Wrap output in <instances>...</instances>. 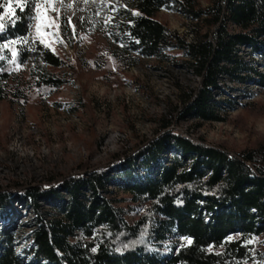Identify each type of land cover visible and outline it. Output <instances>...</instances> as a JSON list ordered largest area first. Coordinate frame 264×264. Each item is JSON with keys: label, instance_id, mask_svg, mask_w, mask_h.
Wrapping results in <instances>:
<instances>
[{"label": "trees", "instance_id": "obj_1", "mask_svg": "<svg viewBox=\"0 0 264 264\" xmlns=\"http://www.w3.org/2000/svg\"><path fill=\"white\" fill-rule=\"evenodd\" d=\"M199 4L130 0L131 10L119 12L125 48L114 53L115 61L130 66L146 58L178 65L200 83L183 91L155 135L124 157L19 184L16 197L34 214L32 246L17 252L5 230L0 264H264V145L230 152L202 139H185L178 128L182 121H223L218 99L225 78L264 90V73L242 56L249 48L264 61V0H214L205 9ZM162 10H177L194 21V39L158 21ZM30 14L27 7L24 12L17 8V19L6 23L0 40L28 35L27 46H14L19 55L13 64L33 62L35 70L24 80L1 61L0 101L26 105L31 88L51 93L68 82L47 70H60L67 62L29 30ZM65 21L60 20L59 31L71 43L76 36L65 29ZM171 51H181L184 60L176 62ZM112 186L128 198H119ZM11 194L0 187L1 219L10 216ZM126 202L138 215L133 223L121 206ZM180 236L191 237L192 243L181 247ZM228 236L233 239L226 241Z\"/></svg>", "mask_w": 264, "mask_h": 264}, {"label": "rangeland", "instance_id": "obj_2", "mask_svg": "<svg viewBox=\"0 0 264 264\" xmlns=\"http://www.w3.org/2000/svg\"><path fill=\"white\" fill-rule=\"evenodd\" d=\"M129 1L54 0L59 20L52 9L48 15L59 25L61 19H70L76 39L70 43L56 27L45 29L50 32L45 37L48 46L67 62L60 70H47L68 82L51 93L31 88L26 105L0 101V187L12 192L10 216L0 218V244L7 230L17 252L32 246L34 214L16 197L19 184L69 173L81 164L96 166L107 164L115 156L124 157L139 141L155 135L183 91L199 85V77L178 65L146 58H137L130 66L115 61L114 53L125 48L119 36V12L131 10ZM213 1L200 0L199 6L208 8ZM155 18L172 32L189 41L194 39L191 29L196 23L179 11L162 10ZM32 32L34 35V29ZM242 50L243 58L264 73V61L258 53L249 48ZM169 54L176 62L184 60L181 51ZM0 55L6 57L0 62L6 61L12 72L22 73L24 80L35 70L33 62L19 67L9 63L12 57L7 49ZM220 85L222 97L216 99L223 121H182L178 127L182 136L202 139L230 152L264 145V90L252 83L237 85L226 78ZM110 188L118 192L119 198H128L118 188ZM121 206L129 222L137 220L128 202Z\"/></svg>", "mask_w": 264, "mask_h": 264}, {"label": "snow or ice", "instance_id": "obj_3", "mask_svg": "<svg viewBox=\"0 0 264 264\" xmlns=\"http://www.w3.org/2000/svg\"><path fill=\"white\" fill-rule=\"evenodd\" d=\"M54 0H2L0 2V33H3L5 30L6 23L12 24L17 19L16 10L17 8L24 12L25 7L29 9V12L32 13L28 16V19L33 23L28 26L29 30L34 29V35L37 39H39L41 44H45L48 46V43L45 39L46 36L50 35V32H46L45 29L51 30L53 27L59 29L60 25L56 24L53 21L52 17L48 15L50 9L57 12L56 19L59 20V10L53 9ZM65 29L69 27L72 29V34L75 35V25L71 24L70 19L65 21L64 24ZM28 35L18 36L11 40H0V51L7 49L11 53V59L8 61L9 63L17 62V58L19 55V49L16 47H12V45H16L18 42L21 46L28 45ZM6 57L0 55V60L5 59ZM19 67V64H17ZM238 235V234H237ZM233 239L232 236H228L225 238L226 241H231ZM179 241L183 242L180 244L181 247H184L185 244H191L192 238L188 236H180ZM250 241L245 240L242 243H249ZM124 248L130 247V245H123ZM212 245H208V250L211 251ZM91 251L95 252L96 248H92ZM115 251H121V248H116Z\"/></svg>", "mask_w": 264, "mask_h": 264}, {"label": "built area", "instance_id": "obj_4", "mask_svg": "<svg viewBox=\"0 0 264 264\" xmlns=\"http://www.w3.org/2000/svg\"><path fill=\"white\" fill-rule=\"evenodd\" d=\"M123 46V45H122Z\"/></svg>", "mask_w": 264, "mask_h": 264}]
</instances>
